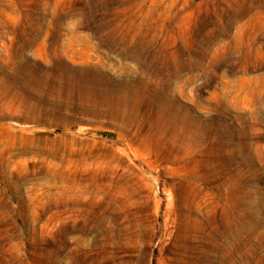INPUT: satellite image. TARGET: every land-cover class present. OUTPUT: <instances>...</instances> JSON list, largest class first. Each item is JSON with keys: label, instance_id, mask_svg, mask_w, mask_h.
Returning a JSON list of instances; mask_svg holds the SVG:
<instances>
[{"label": "rangeland", "instance_id": "1", "mask_svg": "<svg viewBox=\"0 0 264 264\" xmlns=\"http://www.w3.org/2000/svg\"><path fill=\"white\" fill-rule=\"evenodd\" d=\"M0 264H264V0H0Z\"/></svg>", "mask_w": 264, "mask_h": 264}, {"label": "bare ground", "instance_id": "2", "mask_svg": "<svg viewBox=\"0 0 264 264\" xmlns=\"http://www.w3.org/2000/svg\"><path fill=\"white\" fill-rule=\"evenodd\" d=\"M147 81L148 82H146V84L149 85L148 84L149 80H147ZM149 90H151V89H149ZM153 90L156 91L155 89H153ZM154 98H156V97H154ZM162 98H163V96H162ZM158 104L160 105L159 106V115L155 117L157 120L164 119L165 117H167L166 119L169 120L170 123L175 124V125L180 124L181 129H182V130H180V132L182 134L183 133L186 135L193 134L194 126H193L192 122L190 121V116H188L189 114H185L183 117L176 116L177 114L176 115H173V114L169 115L170 112L172 111V108H169V105L166 104V101H164V100L160 101V103H158ZM147 109H149V108H147Z\"/></svg>", "mask_w": 264, "mask_h": 264}]
</instances>
